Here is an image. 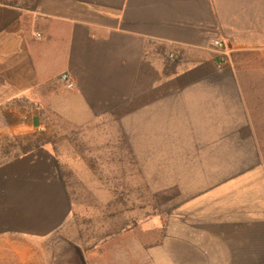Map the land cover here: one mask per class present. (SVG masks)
<instances>
[{"label": "crops", "instance_id": "obj_1", "mask_svg": "<svg viewBox=\"0 0 264 264\" xmlns=\"http://www.w3.org/2000/svg\"><path fill=\"white\" fill-rule=\"evenodd\" d=\"M110 123L184 176L137 264H264V0H0V235L72 214L59 150L17 136Z\"/></svg>", "mask_w": 264, "mask_h": 264}, {"label": "rangeland", "instance_id": "obj_2", "mask_svg": "<svg viewBox=\"0 0 264 264\" xmlns=\"http://www.w3.org/2000/svg\"><path fill=\"white\" fill-rule=\"evenodd\" d=\"M107 124L17 136L21 148L53 142L73 207L65 229L48 238L0 235V264H112L120 254L137 264L139 247L166 230L185 194L169 183L184 176L168 174L172 160L138 157L148 152L137 150L135 136Z\"/></svg>", "mask_w": 264, "mask_h": 264}, {"label": "built area", "instance_id": "obj_3", "mask_svg": "<svg viewBox=\"0 0 264 264\" xmlns=\"http://www.w3.org/2000/svg\"><path fill=\"white\" fill-rule=\"evenodd\" d=\"M19 1H23V0H19ZM212 45L215 47H221L222 46V42H220L219 40H213L212 41ZM172 59V58H170ZM59 80L61 83L64 84L65 88L67 90H71L74 88V84L72 82V80L70 79L69 75L66 73H63L60 75Z\"/></svg>", "mask_w": 264, "mask_h": 264}]
</instances>
